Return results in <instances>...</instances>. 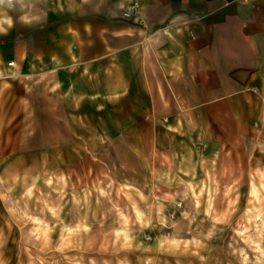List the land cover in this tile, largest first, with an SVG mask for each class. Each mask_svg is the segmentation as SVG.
Returning a JSON list of instances; mask_svg holds the SVG:
<instances>
[{
	"label": "crops",
	"instance_id": "0c3cea01",
	"mask_svg": "<svg viewBox=\"0 0 264 264\" xmlns=\"http://www.w3.org/2000/svg\"><path fill=\"white\" fill-rule=\"evenodd\" d=\"M38 7L29 25L0 35V148L22 146L12 133L41 124L52 132L54 117L68 137L89 133L133 154L152 142L181 157L176 149L220 133H264V0Z\"/></svg>",
	"mask_w": 264,
	"mask_h": 264
},
{
	"label": "rangeland",
	"instance_id": "374dc122",
	"mask_svg": "<svg viewBox=\"0 0 264 264\" xmlns=\"http://www.w3.org/2000/svg\"><path fill=\"white\" fill-rule=\"evenodd\" d=\"M54 118L0 148V264H264V133L175 157Z\"/></svg>",
	"mask_w": 264,
	"mask_h": 264
},
{
	"label": "clouds",
	"instance_id": "9594fccd",
	"mask_svg": "<svg viewBox=\"0 0 264 264\" xmlns=\"http://www.w3.org/2000/svg\"><path fill=\"white\" fill-rule=\"evenodd\" d=\"M41 3L43 0H0V35H7L16 22L29 25L33 13L42 11L38 7ZM12 13L16 14L15 20Z\"/></svg>",
	"mask_w": 264,
	"mask_h": 264
},
{
	"label": "built area",
	"instance_id": "2783aa9c",
	"mask_svg": "<svg viewBox=\"0 0 264 264\" xmlns=\"http://www.w3.org/2000/svg\"><path fill=\"white\" fill-rule=\"evenodd\" d=\"M123 15H124L125 17H128V16H129V13H128V12H124ZM9 64L11 65L12 62H10Z\"/></svg>",
	"mask_w": 264,
	"mask_h": 264
}]
</instances>
